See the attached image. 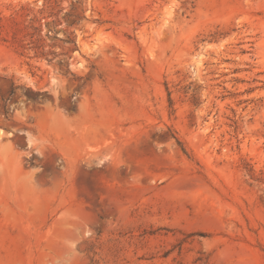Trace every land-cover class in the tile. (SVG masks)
Returning a JSON list of instances; mask_svg holds the SVG:
<instances>
[{
    "label": "rangeland",
    "instance_id": "rangeland-1",
    "mask_svg": "<svg viewBox=\"0 0 264 264\" xmlns=\"http://www.w3.org/2000/svg\"><path fill=\"white\" fill-rule=\"evenodd\" d=\"M0 264H264V0H0Z\"/></svg>",
    "mask_w": 264,
    "mask_h": 264
},
{
    "label": "trees",
    "instance_id": "trees-1",
    "mask_svg": "<svg viewBox=\"0 0 264 264\" xmlns=\"http://www.w3.org/2000/svg\"><path fill=\"white\" fill-rule=\"evenodd\" d=\"M35 29V28H34ZM36 47H40L39 45L38 46H36Z\"/></svg>",
    "mask_w": 264,
    "mask_h": 264
}]
</instances>
